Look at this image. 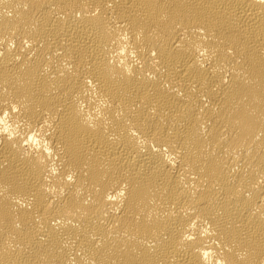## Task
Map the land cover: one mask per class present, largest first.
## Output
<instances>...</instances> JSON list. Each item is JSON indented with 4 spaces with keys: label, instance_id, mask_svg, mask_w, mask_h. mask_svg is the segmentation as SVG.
Here are the masks:
<instances>
[{
    "label": "bare ground",
    "instance_id": "bare-ground-1",
    "mask_svg": "<svg viewBox=\"0 0 264 264\" xmlns=\"http://www.w3.org/2000/svg\"><path fill=\"white\" fill-rule=\"evenodd\" d=\"M0 264H264V0H0Z\"/></svg>",
    "mask_w": 264,
    "mask_h": 264
}]
</instances>
